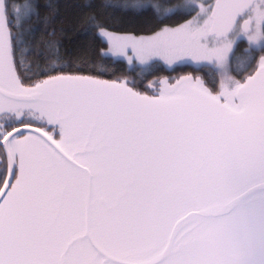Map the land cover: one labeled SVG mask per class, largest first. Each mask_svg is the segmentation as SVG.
Listing matches in <instances>:
<instances>
[{
	"label": "snow or ice",
	"instance_id": "obj_1",
	"mask_svg": "<svg viewBox=\"0 0 264 264\" xmlns=\"http://www.w3.org/2000/svg\"><path fill=\"white\" fill-rule=\"evenodd\" d=\"M0 264H264V0H0Z\"/></svg>",
	"mask_w": 264,
	"mask_h": 264
},
{
	"label": "trees",
	"instance_id": "obj_2",
	"mask_svg": "<svg viewBox=\"0 0 264 264\" xmlns=\"http://www.w3.org/2000/svg\"><path fill=\"white\" fill-rule=\"evenodd\" d=\"M59 2L63 4L65 2H77V0H59ZM73 12H74L73 9H69V13L70 14L73 13ZM121 19L124 21V25L125 26L135 27V26H138V25L142 24V20H138V19H136L134 17H126V18L117 17L118 22ZM73 42H75V38H73ZM66 47H71V45L66 43Z\"/></svg>",
	"mask_w": 264,
	"mask_h": 264
}]
</instances>
